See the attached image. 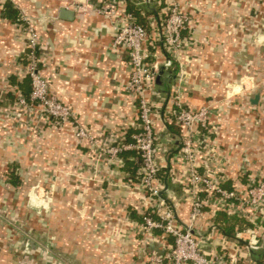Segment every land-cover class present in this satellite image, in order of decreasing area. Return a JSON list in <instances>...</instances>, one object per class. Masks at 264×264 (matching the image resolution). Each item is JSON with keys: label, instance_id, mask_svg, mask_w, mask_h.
Returning <instances> with one entry per match:
<instances>
[{"label": "crops", "instance_id": "0c3cea01", "mask_svg": "<svg viewBox=\"0 0 264 264\" xmlns=\"http://www.w3.org/2000/svg\"><path fill=\"white\" fill-rule=\"evenodd\" d=\"M177 2L195 41L188 58L181 59L183 99L190 109L207 107L213 113V164L228 179V189L247 177L264 181V0ZM121 3L124 10L140 11L150 33L147 47L156 81L146 99L155 109L161 148V200L186 227L191 195L176 160L180 129L170 109L173 88L181 84L180 64L163 66L169 58L161 32L167 1ZM7 5L19 13L17 21ZM97 8L93 0H0V264H146L148 253L162 255L172 245L160 231L147 236L141 231L144 211L158 212L162 206L129 184L136 153L113 157L107 152L118 142H131L138 114L127 91L129 61L114 48L113 24ZM64 10L72 13L67 19ZM23 17L40 36L42 77L51 93L71 107L77 123L58 125L38 106L20 104L31 88ZM229 85H239L240 91L229 95ZM77 124L95 143L77 138ZM31 197L46 202L39 213L30 207ZM221 215L232 224L230 235ZM233 218L242 225L233 224ZM254 222L207 207L196 234L208 253L233 256V263L227 256L228 264H264V232L258 252L246 246L261 225ZM214 225L217 233L211 231Z\"/></svg>", "mask_w": 264, "mask_h": 264}, {"label": "built area", "instance_id": "2783aa9c", "mask_svg": "<svg viewBox=\"0 0 264 264\" xmlns=\"http://www.w3.org/2000/svg\"><path fill=\"white\" fill-rule=\"evenodd\" d=\"M93 1L98 5L96 11L113 24L114 48L121 50L129 61L131 75L127 91L134 100L138 114L131 142H118L117 146H111L107 152L113 157L126 151L136 153L140 167L135 178L130 175L129 184L136 185L146 200L152 203L160 201L159 205L162 206L158 212L151 208L144 211L141 231L145 236L160 231L172 240V245L165 254L148 253L146 264H228L227 256L233 263L235 258L231 255L217 252L210 254L202 249L203 238L196 231L207 207H218L229 217H252L253 222L259 220L261 225L257 231H253L252 238L246 245L251 252H258L261 249L259 235L264 232V181L247 177L245 183L235 181L231 188H227L228 179L213 164V113L207 107L190 109L183 99L185 75L182 72L184 66L181 59L183 55L188 58L187 54L195 44L189 32L188 15L183 13L177 0H166L161 32L169 58L163 66L165 69H174L180 64L178 75L181 84L173 88L170 109L173 122L180 129V147L176 160L183 168L182 177L187 182L191 195L190 223L182 227L175 221V215L168 204L161 200L162 187L158 183L162 169L159 162L161 148L153 122L155 109L146 99L147 92L154 87L156 81V74L150 65L153 55L147 47L150 33L138 22L135 15L122 8L121 0ZM22 22L28 34L30 52L27 58V75L31 81V94L29 101L21 99L20 104L24 107L38 106L43 114L58 125L73 121L77 123L71 107L51 93L49 83L40 73L37 56L40 36L35 24L26 17L22 18ZM76 126V136L81 142L86 140L95 143L86 129L78 124ZM211 231L217 233L218 229L215 226ZM222 246L225 251L227 246Z\"/></svg>", "mask_w": 264, "mask_h": 264}, {"label": "trees", "instance_id": "16d2710c", "mask_svg": "<svg viewBox=\"0 0 264 264\" xmlns=\"http://www.w3.org/2000/svg\"><path fill=\"white\" fill-rule=\"evenodd\" d=\"M6 10H7V12L9 11V12H11L12 14H13V18L12 19H14L15 21H17L18 19H19V13L17 14L15 11H13L12 10V8H11V6L10 5H7L6 6ZM6 12V11H5ZM129 12H131L133 15H135L136 17H137V19H138V22L145 28V29H147L148 30V27H147V23H145V20L141 17V13H140V11H137V10H129ZM29 52L30 51H28L25 55H24V59H25V61H26V59L28 58V55H29ZM40 55V51H37V56H39ZM40 67V66H39ZM22 87V86H21ZM30 94H31V88H30V90H28V91H25V92H23V99H25L26 101H29V98H30ZM130 141H131V139H130ZM139 167H140V161L138 160V162H137V164H136V166L134 167V170H132V176H133V178H135L137 175H136V173H137V171L139 170ZM220 221L222 222V228L225 230V232H228L227 234L228 235H230V232L231 231H229V226L230 225H232V224H230V221H229V218L227 217V216H225V215H221V217H220ZM234 221H235V223H238V224H240V225H242L239 221H237L235 218H233V224H234ZM227 229V230H226ZM163 255V254H162Z\"/></svg>", "mask_w": 264, "mask_h": 264}, {"label": "water", "instance_id": "95a60500", "mask_svg": "<svg viewBox=\"0 0 264 264\" xmlns=\"http://www.w3.org/2000/svg\"><path fill=\"white\" fill-rule=\"evenodd\" d=\"M71 14H72V13H69V12H67V11L64 10V11H62V18H63V19H67V18H69V17L71 16ZM157 83L160 84V77L157 78ZM259 100H260V95H257V96L252 100V104L257 105V104L259 103ZM44 203L46 204V202L39 203L35 197H31V198L29 199V205H30V207H31L34 211H36V212H38V208H39V206H40L41 204H44ZM45 204H44V205H45ZM38 213H39V212H38ZM27 243H29V241H27ZM28 247H29V248H35V245H34L33 242H30ZM202 249L206 250V247H205V246H202Z\"/></svg>", "mask_w": 264, "mask_h": 264}, {"label": "clouds", "instance_id": "9594fccd", "mask_svg": "<svg viewBox=\"0 0 264 264\" xmlns=\"http://www.w3.org/2000/svg\"><path fill=\"white\" fill-rule=\"evenodd\" d=\"M229 87L232 88V92H230L229 95L240 91V86L239 85H236L235 87H232L231 85H229Z\"/></svg>", "mask_w": 264, "mask_h": 264}]
</instances>
